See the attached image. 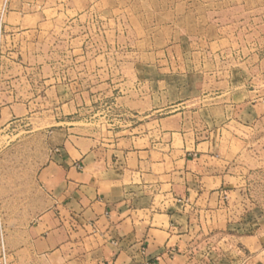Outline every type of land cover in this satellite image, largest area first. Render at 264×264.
I'll list each match as a JSON object with an SVG mask.
<instances>
[{
  "label": "rangeland",
  "instance_id": "rangeland-1",
  "mask_svg": "<svg viewBox=\"0 0 264 264\" xmlns=\"http://www.w3.org/2000/svg\"><path fill=\"white\" fill-rule=\"evenodd\" d=\"M230 51L251 57L231 58ZM259 53L264 56V0H0V104H24L16 113H28L0 121V149H6L0 152V231L7 264H14L22 230L45 206L35 178L52 149L68 136L117 149V140L132 130L178 126L159 121L175 109L185 113L189 139L206 137L213 117H222L213 107L228 105L230 88L243 78L253 87L264 79ZM245 61L249 72L230 73ZM236 109L231 113L241 125L245 109ZM251 129L252 149H237V196H223L219 207L188 209L197 229L193 253L200 259L235 254L232 238L218 239L220 227H264V122Z\"/></svg>",
  "mask_w": 264,
  "mask_h": 264
},
{
  "label": "crops",
  "instance_id": "crops-1",
  "mask_svg": "<svg viewBox=\"0 0 264 264\" xmlns=\"http://www.w3.org/2000/svg\"><path fill=\"white\" fill-rule=\"evenodd\" d=\"M229 54L251 57L240 51ZM258 57L261 68L264 56ZM250 68L245 61L230 73L246 74ZM252 87L243 78L230 88L228 105L213 107L222 117H213L206 137L193 134L189 139L183 129L185 113H176L180 109L159 120L178 126L132 130L129 137L117 140V149L68 136L38 168L35 184L45 206L22 230L14 264H26L20 257L25 255L47 264H264V227L258 223L218 229L219 240L225 235L233 239L229 250L234 255L196 257L197 229L188 211L211 203L219 207L223 196H237V149H252L251 124L264 122V79ZM11 102L0 104L3 123L28 114L16 113L25 105ZM241 107L245 113L240 125V117L231 112Z\"/></svg>",
  "mask_w": 264,
  "mask_h": 264
},
{
  "label": "built area",
  "instance_id": "built-area-1",
  "mask_svg": "<svg viewBox=\"0 0 264 264\" xmlns=\"http://www.w3.org/2000/svg\"><path fill=\"white\" fill-rule=\"evenodd\" d=\"M0 243H1V248H0V264H7L6 251H5V248H4L3 235H2V232L1 231H0Z\"/></svg>",
  "mask_w": 264,
  "mask_h": 264
}]
</instances>
